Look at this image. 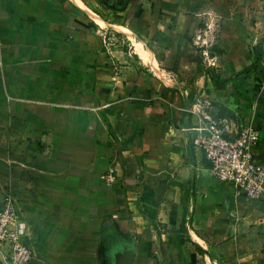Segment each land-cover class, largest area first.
<instances>
[{
    "label": "crops",
    "instance_id": "1",
    "mask_svg": "<svg viewBox=\"0 0 264 264\" xmlns=\"http://www.w3.org/2000/svg\"><path fill=\"white\" fill-rule=\"evenodd\" d=\"M262 75L264 0H0V211L33 264H264V200L189 111L258 129L264 166Z\"/></svg>",
    "mask_w": 264,
    "mask_h": 264
},
{
    "label": "built area",
    "instance_id": "2",
    "mask_svg": "<svg viewBox=\"0 0 264 264\" xmlns=\"http://www.w3.org/2000/svg\"><path fill=\"white\" fill-rule=\"evenodd\" d=\"M104 42L110 38L103 35ZM110 43V41H109ZM208 66H215L210 61ZM197 117V142L202 157L209 165L215 179L232 185L249 200H264V166L257 165L254 148L260 142V132L255 127L242 126L234 138H229V121L217 119L212 114L210 101H197L189 110ZM112 184L116 173L110 168L102 176ZM28 224L6 197L0 211V261L3 264H33L32 251L25 243Z\"/></svg>",
    "mask_w": 264,
    "mask_h": 264
},
{
    "label": "rangeland",
    "instance_id": "3",
    "mask_svg": "<svg viewBox=\"0 0 264 264\" xmlns=\"http://www.w3.org/2000/svg\"><path fill=\"white\" fill-rule=\"evenodd\" d=\"M209 61L213 63L211 59H209ZM258 92H259V95H262L264 97V76L263 75L259 77Z\"/></svg>",
    "mask_w": 264,
    "mask_h": 264
}]
</instances>
